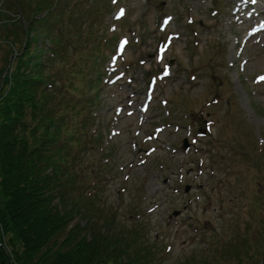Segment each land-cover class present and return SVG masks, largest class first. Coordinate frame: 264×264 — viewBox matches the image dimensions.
I'll return each mask as SVG.
<instances>
[{
  "label": "rangeland",
  "instance_id": "374dc122",
  "mask_svg": "<svg viewBox=\"0 0 264 264\" xmlns=\"http://www.w3.org/2000/svg\"><path fill=\"white\" fill-rule=\"evenodd\" d=\"M236 1L0 0V84L27 36L32 60L47 61L65 86L54 101L64 132L74 133L65 141L71 196L84 198L72 224L112 218L115 234L137 233L147 245L149 264H264V39L243 47ZM162 16L171 17L164 33ZM166 33L177 35L164 55L170 74L141 113ZM120 36L129 41L117 68L124 77L107 84Z\"/></svg>",
  "mask_w": 264,
  "mask_h": 264
},
{
  "label": "trees",
  "instance_id": "16d2710c",
  "mask_svg": "<svg viewBox=\"0 0 264 264\" xmlns=\"http://www.w3.org/2000/svg\"><path fill=\"white\" fill-rule=\"evenodd\" d=\"M23 44L0 84V264H149L147 245L137 233L115 234L112 218L100 227L93 214L91 226L72 224L84 198L71 196L76 170L65 141L74 133L64 132L54 101L65 86L56 85L47 61L32 60L27 36Z\"/></svg>",
  "mask_w": 264,
  "mask_h": 264
},
{
  "label": "snow or ice",
  "instance_id": "6c2138e0",
  "mask_svg": "<svg viewBox=\"0 0 264 264\" xmlns=\"http://www.w3.org/2000/svg\"><path fill=\"white\" fill-rule=\"evenodd\" d=\"M123 15H124V10L121 9L119 14H118V18H119V16H123ZM170 19H171V17L168 18V20H170ZM165 74H167V70L165 71ZM259 80L264 81V77H260Z\"/></svg>",
  "mask_w": 264,
  "mask_h": 264
}]
</instances>
